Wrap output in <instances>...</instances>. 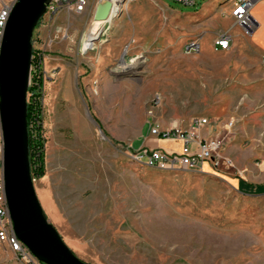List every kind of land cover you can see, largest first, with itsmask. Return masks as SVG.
<instances>
[{
	"label": "rangeland",
	"instance_id": "obj_1",
	"mask_svg": "<svg viewBox=\"0 0 264 264\" xmlns=\"http://www.w3.org/2000/svg\"><path fill=\"white\" fill-rule=\"evenodd\" d=\"M222 1L138 0L95 43L87 37L89 9L63 10L35 28L32 47L44 55L45 174L33 184L48 221L83 262L264 264L262 56L234 36L230 49L216 51L224 32L205 45L209 31L229 27ZM218 6V24L209 22ZM191 41L198 53L184 51ZM122 55L136 66L119 71ZM97 66L103 76L87 71ZM194 117L224 140L230 166L159 171L128 157V148H158L149 122L186 129ZM144 139L150 146L138 148ZM167 142L166 150L180 149ZM0 264L21 263L0 244Z\"/></svg>",
	"mask_w": 264,
	"mask_h": 264
},
{
	"label": "water",
	"instance_id": "obj_2",
	"mask_svg": "<svg viewBox=\"0 0 264 264\" xmlns=\"http://www.w3.org/2000/svg\"><path fill=\"white\" fill-rule=\"evenodd\" d=\"M51 0H15L0 47V125L3 143L4 195L16 238L41 264H87L65 244L37 198L29 163L27 93L33 32ZM110 1L99 2L95 22H111ZM100 30L98 42L102 36ZM120 61H125L122 55Z\"/></svg>",
	"mask_w": 264,
	"mask_h": 264
},
{
	"label": "built area",
	"instance_id": "obj_3",
	"mask_svg": "<svg viewBox=\"0 0 264 264\" xmlns=\"http://www.w3.org/2000/svg\"><path fill=\"white\" fill-rule=\"evenodd\" d=\"M103 1H110L112 4L111 14L118 4L122 11L131 3L138 0H51L46 6L44 17L48 21L53 20L60 12L66 10L74 14L84 13L91 5ZM174 2L194 6L195 0H172ZM12 4L6 5L0 0V47L4 27L10 12ZM254 0H235L232 4L230 16L233 19L234 26L238 27L245 36H250L257 29L252 9ZM41 21V20H40ZM231 37L228 34H222L214 42L215 50H226L229 47ZM52 41L50 40V43ZM36 48V47H35ZM92 49V48H91ZM200 50L198 41H191L184 47L187 54H195ZM37 61L38 67L42 68L44 83V55L40 48L33 49L32 59ZM262 68L264 70V56L262 58ZM32 71V66H31ZM31 76V74H30ZM30 85V82H29ZM29 94L27 93V100ZM151 115V114H150ZM233 127L232 122L224 126V131L230 132ZM209 130V122L206 118H191L186 129L178 125H171L169 128L161 129L154 121L149 122V135L160 141H172L180 144L177 152L169 151L163 148H133L127 149V155L130 160L136 164L159 171H187L209 174L207 168L217 170L220 164L231 165L229 160L221 157L224 140L221 137H214ZM206 131H208L206 133ZM207 165V166H206ZM33 182L35 179H33ZM0 244H4L7 249L16 257L21 264H41L30 251L16 238L13 233L12 223L9 219V213L4 195L3 181V143L0 125Z\"/></svg>",
	"mask_w": 264,
	"mask_h": 264
},
{
	"label": "crops",
	"instance_id": "obj_4",
	"mask_svg": "<svg viewBox=\"0 0 264 264\" xmlns=\"http://www.w3.org/2000/svg\"><path fill=\"white\" fill-rule=\"evenodd\" d=\"M160 1V0H159ZM235 0H223L222 1V11H221V14H220V16L221 17H223V19L227 22V23H229V27H227V28H220V29H216V31H213V30H211V31H209V33L206 35V37H207V42H206V46L208 47H210L211 46V44H210V41H211V38L212 37H215V35L217 34V32H224L225 34H226V32L228 31L230 34H228V35H230V37H231V41L229 42V47H228V49H230V47H232V45H233V40H232V36H234L235 37V41L237 42V44H242L243 45V47L246 49V50H249V51H254V52H256V54H258V57L260 58V56H262V58H263V56H264V0H254V7H253V9H252V15H253V18H254V20H255V22H256V24L258 25V27H257V29L253 32V34L252 35H250V36H245L242 32H241V30L238 28V27H236V26H233V19H232V17L230 16V12H231V8H232V4H233V2H234ZM137 2V1H136ZM136 2H133V3H131V4H129L127 7H126V9L129 11V9L134 5V3H136ZM97 4L98 3H95V4H93V5H91L88 9V13H89V18H92V16H93V14H94V12H95V9H96V6H97ZM221 7H217L216 8V10L213 12V14H211V15H209L208 17H209V22H216V24H218V22H219V18H217V20L215 19V16L217 15V11L220 9ZM122 13V12H121ZM121 16V15H120ZM120 16H118L117 18H119ZM116 18V19H117ZM115 20V19H114ZM114 20H112L111 22H113ZM111 22H105V23H101L102 25H103V27H102V36H104V34H105V27H108V25H110L109 23H111ZM208 22V23H209ZM72 27L71 26H69V30L71 29ZM210 30V29H209ZM66 32H67V30H66ZM65 32V33H66ZM85 35H83V37H84ZM68 38H71V35H66V34H64V40H68ZM218 38V37H217ZM216 38V39H217ZM204 39V38H203ZM215 42V41H214ZM94 47V46H93ZM205 47V46H204ZM213 48H214V43H213ZM91 49V48H90ZM93 49H95V47L94 48H92V50ZM228 49H226V50H228ZM219 51H225V50H220V49H218ZM217 51V50H216ZM124 56V58H125V55H123ZM135 58H137V56L136 57H134V58H132V59H135ZM105 57L104 56H101V55H99V56H97V58H96V60L95 61H99V63H98V66L100 67V66H102L103 65V62L105 61ZM122 62V61H121ZM262 62V61H261ZM98 66H97V68H93L92 70H87V71H89V72H92V74H91V76H103V70L102 69H100V68H98ZM262 70H263V68H262ZM115 70L113 69V70H109V71H107L108 73H112V72H114ZM264 71V70H263ZM85 87H87L88 85H87V83L84 85ZM189 120H191V118L189 119ZM208 130V129H207ZM210 133H211V135H212V131L211 130H208ZM208 131H206V133L208 132ZM148 140L147 139H144V140H142L141 141V144L139 145V146H137L138 148L139 147H141V146H150V145H148ZM152 143H154L153 144V146L152 147H158V148H163V149H167L166 148V144L167 143H169V142H167V141H152L151 142V144ZM170 143H175V144H178L179 145V147H180V144L178 143V142H172V141H170ZM250 185H255V184H251L250 183ZM258 186H262V185H258ZM264 187V186H263ZM262 194H264V193H262Z\"/></svg>",
	"mask_w": 264,
	"mask_h": 264
},
{
	"label": "trees",
	"instance_id": "obj_5",
	"mask_svg": "<svg viewBox=\"0 0 264 264\" xmlns=\"http://www.w3.org/2000/svg\"><path fill=\"white\" fill-rule=\"evenodd\" d=\"M31 66L29 98L27 100L29 163L32 178L40 179L45 174V138L42 130L43 74L42 68L38 67L34 58ZM258 189L259 192L264 193L263 186H259Z\"/></svg>",
	"mask_w": 264,
	"mask_h": 264
},
{
	"label": "bare ground",
	"instance_id": "obj_6",
	"mask_svg": "<svg viewBox=\"0 0 264 264\" xmlns=\"http://www.w3.org/2000/svg\"><path fill=\"white\" fill-rule=\"evenodd\" d=\"M116 2H120V0H115ZM119 10V5L117 4L114 8V13L112 14L115 15L116 12ZM100 23L101 22H95L93 21L92 23V28L90 29L89 33L87 34V37L89 38V40L91 41H94L97 37H98V34L100 32ZM102 28V27H101ZM121 62V61H120ZM136 65H132L131 62H126V61H122L119 65H118V70L119 71H127V70H130L132 68H134Z\"/></svg>",
	"mask_w": 264,
	"mask_h": 264
}]
</instances>
